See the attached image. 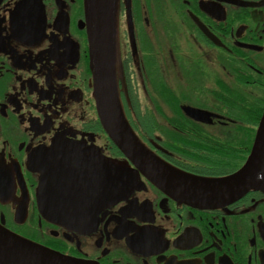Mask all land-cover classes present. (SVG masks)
I'll list each match as a JSON object with an SVG mask.
<instances>
[{
  "label": "flooded vegetation",
  "instance_id": "flooded-vegetation-1",
  "mask_svg": "<svg viewBox=\"0 0 264 264\" xmlns=\"http://www.w3.org/2000/svg\"><path fill=\"white\" fill-rule=\"evenodd\" d=\"M116 20L138 141L188 174L242 169L264 116V0H117ZM95 51L86 0H0V223L94 264H264V165L218 206L169 196L104 126ZM42 179L62 225L39 211Z\"/></svg>",
  "mask_w": 264,
  "mask_h": 264
},
{
  "label": "water",
  "instance_id": "water-1",
  "mask_svg": "<svg viewBox=\"0 0 264 264\" xmlns=\"http://www.w3.org/2000/svg\"><path fill=\"white\" fill-rule=\"evenodd\" d=\"M86 16L89 34L94 40L95 56L92 63L98 88V110L104 126L115 143L131 158L135 154L143 162L136 164L148 179L179 202L196 207H214L229 202L250 187L261 184L262 179L250 177L256 168L264 165V116L249 160L242 169L221 178H208L188 174L160 161L147 147L141 144L130 126L121 106L118 94L114 63L117 29V0H86ZM110 71V73H109ZM195 117L207 119L209 113L198 109H186ZM116 166V164H115ZM45 183L38 188L39 211L51 222L62 225L60 206L44 204ZM133 186V183H131ZM3 195H0L2 198ZM52 215V216H51ZM0 264H94L61 254L32 240L16 234L0 223Z\"/></svg>",
  "mask_w": 264,
  "mask_h": 264
},
{
  "label": "trees",
  "instance_id": "trees-1",
  "mask_svg": "<svg viewBox=\"0 0 264 264\" xmlns=\"http://www.w3.org/2000/svg\"><path fill=\"white\" fill-rule=\"evenodd\" d=\"M145 128H146V129H148L150 132H153V130H152V129H153V127L146 126Z\"/></svg>",
  "mask_w": 264,
  "mask_h": 264
}]
</instances>
